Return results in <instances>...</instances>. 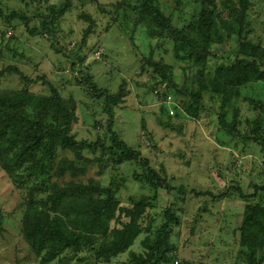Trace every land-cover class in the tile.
<instances>
[{
    "label": "rangeland",
    "instance_id": "374dc122",
    "mask_svg": "<svg viewBox=\"0 0 264 264\" xmlns=\"http://www.w3.org/2000/svg\"><path fill=\"white\" fill-rule=\"evenodd\" d=\"M65 1L47 0L38 5L31 0H0V70L18 67L29 78H46L64 98L72 97L77 102V121L72 131L77 140L94 142L103 137L108 121V115L102 111L103 102L89 96L85 88L91 87L90 83L79 82L82 73H87L92 78L91 84L110 95L126 92L122 103L114 107L113 130L128 146L139 151L172 188L169 194L163 192L151 202L144 223V227H151V240L156 239L164 223V211L169 208L179 220V225L171 228V242L176 251L169 264H237L244 207L248 202L264 205V191L256 190L264 186V84H251L240 90L241 97L228 109L229 122L233 109H238L242 120L238 130L243 137L261 139L244 143L243 139L233 140L219 133L218 96L214 101L205 96L204 111L197 121L179 112L169 118V125H161L160 120L168 118L161 113L163 100L156 91L163 93L166 85L153 80V69L144 65V59L153 52L155 60L171 65L176 88L168 92L181 108L186 97L177 93L190 88L197 73L188 55L195 48L203 49L207 45L208 41L203 40L209 38L207 20L215 18L224 37L223 43H215L209 49V70L213 72L217 65L230 64L233 60L236 32L242 20L239 0H214L215 9L210 0H183L179 7L173 0H157L162 11L171 15L173 29L181 33L180 41L171 37L159 41L148 35L144 25L135 26L136 14L119 6L124 0H69L70 9L62 17L57 14L53 17L52 35L40 36L38 32L43 25L39 15L48 16L51 8L56 13ZM14 13L18 17L8 20ZM244 16L240 29L242 40L264 48V0H249ZM29 29L35 30V35ZM23 84L17 75H7L0 83V90H20ZM29 89L33 93H48L42 82ZM170 110L175 113L174 108ZM59 154L74 159L70 152ZM83 155L91 160L96 156L88 151ZM98 171V164H90L78 181L94 179L103 186L114 182L122 206H129L131 197L154 196L139 164L109 163L102 174ZM70 180L68 174L61 179L52 178L58 183ZM236 184L252 196L248 202L225 197V192ZM42 188L37 177L10 178L0 169V264H41V258L22 234L26 211L47 209L63 214L69 224L76 223L68 202L53 207L39 202L46 194L39 191ZM201 192L211 196L196 195ZM111 226L116 224L112 222ZM146 236H139L130 250L145 253L142 241ZM129 258V253H125L110 264ZM61 261L107 264L97 261L93 250L67 251L49 264H61Z\"/></svg>",
    "mask_w": 264,
    "mask_h": 264
},
{
    "label": "trees",
    "instance_id": "16d2710c",
    "mask_svg": "<svg viewBox=\"0 0 264 264\" xmlns=\"http://www.w3.org/2000/svg\"><path fill=\"white\" fill-rule=\"evenodd\" d=\"M31 1L38 5L42 1L47 2ZM173 1L179 7L183 0ZM206 1L204 3H208ZM211 2L215 9L216 2L210 0L209 3ZM239 3L242 14V20L239 22L241 29L249 0H239ZM119 6L123 7L125 12L132 10L136 14L135 26L144 25L149 36L156 37L159 41L167 37L180 41L181 33L173 29L171 15L167 16L162 11L157 0H124ZM70 7L69 0H66L56 13L54 8H51L48 16L39 15L42 18L43 29L38 34L52 35L54 15L62 17ZM15 17H18L16 13L9 16L8 20L11 21ZM207 22L209 38H203L204 41H208L207 45L203 49L195 48L194 52L188 55L191 63L197 67L191 87L186 91L178 93L176 91L177 94L186 97L181 108L168 92L176 88L171 65L155 60L153 52L144 59V65L153 69L155 74L153 80L160 85H166L163 93L159 94L156 91V95L163 100L161 113L166 114L168 118L165 121L160 120V123L169 125V118L177 116L179 112L197 121L204 111V101L207 99L205 96L208 95L210 101H214L218 96L221 101L218 113L219 133L233 140L238 137L243 139L244 143L260 142L258 136L246 138L240 133L238 129L242 120L238 116L237 108L233 109L231 122L226 118L232 102L241 97L240 90L251 84H264V48L256 43L244 42L239 29L238 33L236 32L237 49L233 60L230 64L217 65L211 72L208 67V59L211 57L209 49L215 43H223L224 37L215 18ZM29 31L35 35V30ZM13 74L24 84L20 90H0V169L10 178L15 175H19L20 179L37 177L43 187L39 191L46 193L39 202L48 207L68 202L74 213L73 219L76 220L74 225L69 224L63 214L51 213L47 209L25 212L22 234L35 255L41 258V264H49L67 251L79 253L84 250H93L95 259L107 264L125 253H129V261L117 264L171 263V255L176 251L171 242V228L173 225H179L176 212L169 208L164 211V223L154 241L150 237L151 227H144V223L149 216L151 202L156 201L158 195L163 192L169 194L172 188L168 180L151 167L149 161L143 158L139 151L128 146L113 130L114 107L122 103L127 93L121 90L115 95H110L91 84L92 78L87 76V73H82L79 82L90 83L91 87L86 85L85 88L89 96L103 102L102 111L108 115V121L103 137H98L94 142L77 140L72 133L77 121V102L72 97L64 98L46 78H29L15 66L0 70V83L5 76ZM39 82L48 87V93L30 91V86ZM224 90L228 92H223ZM169 96L172 102L167 108ZM169 108L175 109V115L169 114ZM258 129L259 126L255 129L256 133ZM84 151L96 154L95 158L91 160L85 157ZM59 152H70L74 159L60 157ZM93 163L98 164L99 174H102L109 163L116 166L125 163L139 164L144 171L142 176L148 181L146 183L154 190V196L131 197L129 206H122L117 199L114 182L103 186L99 180L78 181ZM67 174L71 178L68 182L52 181L55 176L61 179ZM256 190L264 191V186L256 187ZM196 195L211 196L208 192ZM224 195L226 198L238 197L245 202L252 197L246 194L239 184L232 185ZM112 222L116 226L112 227ZM1 229L0 210V231ZM239 233L240 251L237 264H264V205L249 202L246 204ZM142 234H147L142 241L145 253L137 254L130 248ZM61 264L66 263L61 261Z\"/></svg>",
    "mask_w": 264,
    "mask_h": 264
},
{
    "label": "built area",
    "instance_id": "2783aa9c",
    "mask_svg": "<svg viewBox=\"0 0 264 264\" xmlns=\"http://www.w3.org/2000/svg\"><path fill=\"white\" fill-rule=\"evenodd\" d=\"M172 102V98L169 96L168 98H167V103L168 104H170ZM170 109H172V108H169V113H170V115L172 116V115H174V112L173 111H171Z\"/></svg>",
    "mask_w": 264,
    "mask_h": 264
}]
</instances>
